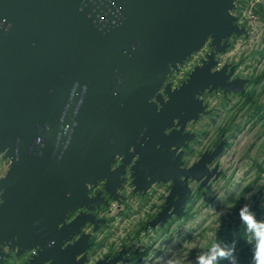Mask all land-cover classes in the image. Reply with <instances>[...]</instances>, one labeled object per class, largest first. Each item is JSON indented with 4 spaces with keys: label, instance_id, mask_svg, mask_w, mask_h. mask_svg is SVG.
Wrapping results in <instances>:
<instances>
[{
    "label": "water",
    "instance_id": "95a60500",
    "mask_svg": "<svg viewBox=\"0 0 264 264\" xmlns=\"http://www.w3.org/2000/svg\"><path fill=\"white\" fill-rule=\"evenodd\" d=\"M236 2L0 0V158L10 162L0 177V257L4 246L57 247L60 233L93 221L65 223L75 208L98 204L89 187L99 181L117 198L121 167L134 158L135 192L172 182L153 227L183 214L188 179L210 188L222 171L207 175V165L225 140L187 168L175 152L195 138L187 122L211 112L206 90L243 93L227 66L214 71L226 40L247 34L235 24ZM208 41L212 51L186 81L165 85Z\"/></svg>",
    "mask_w": 264,
    "mask_h": 264
},
{
    "label": "rangeland",
    "instance_id": "374dc122",
    "mask_svg": "<svg viewBox=\"0 0 264 264\" xmlns=\"http://www.w3.org/2000/svg\"><path fill=\"white\" fill-rule=\"evenodd\" d=\"M258 4L264 9V0H245L238 24L247 34L232 40L233 47L223 59L240 63L239 74L252 80L246 93L264 104V20L256 13ZM235 10L233 14L237 16ZM257 77L260 81L254 84L253 79ZM211 102L218 113L214 117L206 116L197 124L209 125V133L202 135L195 148L201 152L202 145L213 142L217 129L230 123L231 144L218 159L224 175L212 182L210 192L194 195L186 208L188 216L169 221L165 230L153 232L146 239L144 244L148 245L149 254L142 264H198L201 255L216 243L233 247L239 264H253L256 248L250 253L249 247L244 257L240 252L254 242L255 220L264 225V174H259L256 168V163L264 166V111L262 117L254 115L251 101L241 96L222 101L220 95H215ZM243 226L245 236L240 237ZM219 264H228V261L220 259Z\"/></svg>",
    "mask_w": 264,
    "mask_h": 264
},
{
    "label": "flooded vegetation",
    "instance_id": "af4514ba",
    "mask_svg": "<svg viewBox=\"0 0 264 264\" xmlns=\"http://www.w3.org/2000/svg\"><path fill=\"white\" fill-rule=\"evenodd\" d=\"M236 16V22L239 27ZM234 38H237L234 34L226 40L227 46L221 53L216 54V59L220 65L214 68L222 69L226 67V75H229L232 71V78L230 81L242 80L245 81L243 87V93H232L224 95L223 91H216L209 93L206 90L201 95V99L207 104V109H211L208 114L201 115L196 121L187 122L184 131H188L195 134V138L187 142V146L181 145L175 152H181V164L182 168H187L195 162L204 151L212 152L218 143L225 140L223 149L221 152L208 163L207 175L213 171V168L218 165V172L222 171L217 177L214 176L208 182L210 188H200L202 181H191L188 179L186 184L190 187L192 195L184 203L183 213L188 205L191 204L194 199V195L199 190H204L203 193L210 192L212 182L221 178L224 175V167L218 161L219 156L226 150L231 144L230 132L232 125L228 123L223 128H219L213 138V142L207 145H202L201 152L195 148V143L200 141L203 134L209 133V125L197 124L203 120L206 116H215L218 111L216 105L212 101V97L220 95L222 101H226L232 96H241L247 99L248 93H246V87L250 84V77H244L239 74L240 63L231 61V59H223V56L231 51V42ZM211 41H208L204 48L197 54H194L190 59H187L184 64L178 67L176 72H172L165 85L169 84L171 89H175L181 86L186 81L188 75L193 72V69L197 65H201L206 59V56L212 51L210 46ZM187 67L184 69V67ZM182 73L180 76L177 74ZM254 78L253 80L255 81ZM164 97V95H163ZM165 98V97H164ZM258 103V101H256ZM259 104V103H258ZM261 104V103H260ZM264 106V104H263ZM264 111V110H261ZM229 126L231 128H229ZM167 129L166 132H169ZM136 158L132 160L130 164H124L123 172L120 173L119 185L115 186L114 194L117 196L111 197L106 190L105 181H99L97 184L89 187V197L92 199H98V204L95 203L94 207H77L71 211L68 215L65 223H70L78 215L86 214L92 217L93 221L87 220L83 222L76 231L72 233H60L57 236L60 244L55 247V241L48 242V249H43L40 246L32 247L24 252H20L18 248L10 249L7 246L3 247V254L0 257V264H142L144 259L149 254L148 245H145L147 238L153 235V232L165 230L166 224L175 220L176 217H171L166 224L158 223L155 227L151 226V223L157 219L160 212L165 209L166 195L169 192V188L172 184L168 182H155L147 191H134L135 187L132 185L131 178V165ZM9 160L6 158H0V168L3 173L0 177L5 175L9 168ZM122 164L121 158L117 157L112 164V170H115ZM205 175L204 178L207 177ZM178 218V217H177ZM61 224L58 225L60 229ZM148 240V239H147ZM145 245V246H144ZM48 252V253H46ZM49 255V256H48Z\"/></svg>",
    "mask_w": 264,
    "mask_h": 264
},
{
    "label": "trees",
    "instance_id": "16d2710c",
    "mask_svg": "<svg viewBox=\"0 0 264 264\" xmlns=\"http://www.w3.org/2000/svg\"><path fill=\"white\" fill-rule=\"evenodd\" d=\"M244 5H245V0H237V2H236V10H235V13H237V16H239V14L241 13V10L244 7ZM257 7H258V11L256 13H259L262 16L263 20H264V9L259 4L257 5ZM237 21H238V17H237ZM232 45H233V43L231 42V46ZM259 81H260L259 78L255 79L254 84H256V83L258 84ZM247 97H248L247 99H249L251 101L250 102V106L254 107L253 114L254 115H259L260 117H262V112L263 111H261V110H264L263 104H258L256 102V99H253V96L251 94H249V93H248ZM229 128H231V127L229 126ZM256 168H257V171H258L259 174H264V166L261 165V163H256ZM203 192H205L203 189L198 191L199 195H202ZM239 202H241V199H240ZM185 216H188V212L186 211V209H185V212L180 217H178L177 219L183 218ZM229 230H230V228L228 229V232H229ZM245 231H246V228H245V226H243L241 228V230H239V236L240 237H244L245 236ZM253 231H254V236H255V237H253L254 242H253V244L246 245L241 250V252H240L241 257L245 256V252H246L247 249H249V247H251L250 253H252L253 250L256 248V245L258 243V236L259 235H264V225L262 224V222L260 220H255V222L253 223ZM210 249H212L214 254L219 251V249H216L214 245H211Z\"/></svg>",
    "mask_w": 264,
    "mask_h": 264
},
{
    "label": "clouds",
    "instance_id": "9594fccd",
    "mask_svg": "<svg viewBox=\"0 0 264 264\" xmlns=\"http://www.w3.org/2000/svg\"><path fill=\"white\" fill-rule=\"evenodd\" d=\"M251 215L249 210V216ZM248 218L249 217H245L244 219ZM215 248L219 249V251L214 254L212 249H209L207 253L201 255L198 264H219L220 259L227 260L228 264H239L238 257L235 255L233 247L227 245L222 247L219 243H216ZM253 264H264V235L258 236V243L253 255Z\"/></svg>",
    "mask_w": 264,
    "mask_h": 264
}]
</instances>
